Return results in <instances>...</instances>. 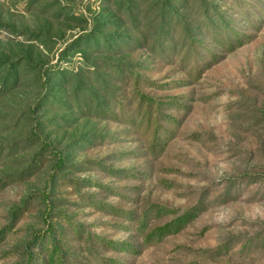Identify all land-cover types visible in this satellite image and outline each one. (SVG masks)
Listing matches in <instances>:
<instances>
[{
	"label": "rangeland",
	"instance_id": "374dc122",
	"mask_svg": "<svg viewBox=\"0 0 264 264\" xmlns=\"http://www.w3.org/2000/svg\"><path fill=\"white\" fill-rule=\"evenodd\" d=\"M52 225L65 264H264V0H0V264Z\"/></svg>",
	"mask_w": 264,
	"mask_h": 264
},
{
	"label": "trees",
	"instance_id": "16d2710c",
	"mask_svg": "<svg viewBox=\"0 0 264 264\" xmlns=\"http://www.w3.org/2000/svg\"><path fill=\"white\" fill-rule=\"evenodd\" d=\"M188 214L183 215L179 220L176 222H172L167 224L166 226L160 227L155 229L151 234L147 236V239L152 238L155 235H158L159 237L163 236L166 232H169L171 230H177L181 227V225L187 221ZM184 221L183 223H181ZM140 223V229L143 228L145 225V219L139 220ZM54 234V226H49L47 235L42 236L40 240H38V246H39V253L38 256L34 257V255H31L29 258V264H65L63 261L64 259L62 250L60 248V245L56 242H53L52 235ZM111 247L115 249H124L127 250V246L121 245L119 243H112L110 242ZM98 264H122L118 261L114 260L113 258L106 257L105 259L101 260Z\"/></svg>",
	"mask_w": 264,
	"mask_h": 264
}]
</instances>
